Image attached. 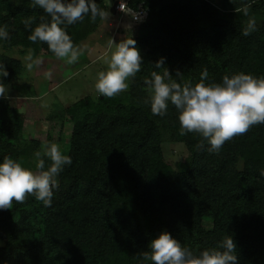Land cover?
Returning <instances> with one entry per match:
<instances>
[{
	"label": "trees",
	"instance_id": "16d2710c",
	"mask_svg": "<svg viewBox=\"0 0 264 264\" xmlns=\"http://www.w3.org/2000/svg\"><path fill=\"white\" fill-rule=\"evenodd\" d=\"M96 3L107 9L104 0ZM218 3L127 0L129 7L141 4L148 12L131 37L141 52V71L112 98L55 106L50 117L64 120L66 114L72 123L67 152L72 164L58 175L52 206L26 195L23 203L0 210V264H142V253L162 231L196 254L218 249L232 236L239 264H264V124L209 152L200 134L181 135L175 106L169 104L163 117L152 114L143 82L152 71H163L155 68L161 57L180 83L199 82L205 68L206 83L240 72L264 77V0ZM247 3L257 30L243 36L249 17L235 8ZM28 18L32 28L51 21L31 0H0V25L9 32L0 47L53 53L46 42L28 39ZM99 19L89 14L67 26L75 46ZM0 64L9 73L5 85L23 69L20 59L4 51ZM12 86L31 95L25 83ZM24 131L20 111L0 98V160L9 156L35 170L34 154L49 135L27 139ZM168 139L188 149L176 169L162 157L161 144ZM204 218L210 228L203 226Z\"/></svg>",
	"mask_w": 264,
	"mask_h": 264
},
{
	"label": "clouds",
	"instance_id": "9594fccd",
	"mask_svg": "<svg viewBox=\"0 0 264 264\" xmlns=\"http://www.w3.org/2000/svg\"><path fill=\"white\" fill-rule=\"evenodd\" d=\"M31 6L43 9L51 21L32 28L33 18L25 19V27L30 28L28 39L34 43L46 42L49 50L68 64L78 60L80 50L68 34L67 26L82 21L89 14L92 21L97 17L106 20L110 14L107 9L99 7L96 0H31ZM250 9L251 3L235 8L237 13L249 17L243 36L257 30ZM8 36L6 26L0 25V40ZM106 63L107 70L98 73L94 87L98 94L112 98L126 91L129 82L141 71L142 56L136 40L126 38L115 43ZM27 67L31 70L32 63ZM155 68L163 71H152L151 77H145L143 81L152 114L163 117L169 104L175 106L181 135L200 134L207 140L209 152H219L225 142L245 134L253 125L264 124V77L240 72L224 75L222 82L206 83L209 73L205 68L199 82L180 83L165 66L164 57L155 62ZM8 75L7 68L0 64V98H6L8 88L4 78ZM175 75L182 79L179 71ZM44 107H47L46 103ZM34 155L35 170L9 156L0 160V210L11 209L13 201L23 203L26 195L34 196L45 207L52 206L54 192L59 187L57 177L65 166L72 164V158L56 143L43 145ZM45 158L50 161L47 167ZM236 247L233 237L228 236L218 249H205L196 254L170 232L162 231L150 241V251L142 253V264H239Z\"/></svg>",
	"mask_w": 264,
	"mask_h": 264
},
{
	"label": "rangeland",
	"instance_id": "374dc122",
	"mask_svg": "<svg viewBox=\"0 0 264 264\" xmlns=\"http://www.w3.org/2000/svg\"><path fill=\"white\" fill-rule=\"evenodd\" d=\"M119 1L127 2V0H104L110 14L106 20L99 19L94 30L78 42L76 47L80 50L79 58L72 64H68L65 59L58 58L53 53L34 55L19 47L7 50L0 47V52L4 51L20 59L23 64L20 74L5 85L8 91L6 98L2 99L22 114L25 121L24 138L39 136L44 140L48 133L49 138L42 146L56 143L60 150L67 154L72 123L66 114L64 120L54 119L55 121L50 115L57 110L56 108L53 111L57 104L66 106L85 98H89L92 102L98 101L100 94L94 87L98 73L107 70L106 61L114 50L115 43L133 37L139 24L133 21L128 13L110 11L111 6ZM219 1L215 0L216 3ZM29 63H32L31 70L27 67ZM46 73L48 75H45ZM16 82L30 86L31 95L18 92L12 86ZM45 103L47 107H44ZM161 151L163 159L169 162L173 169H176L177 164L188 154L183 142L171 139L161 144ZM202 224L206 228L211 227L208 218H204ZM2 244L3 241L0 240V245Z\"/></svg>",
	"mask_w": 264,
	"mask_h": 264
},
{
	"label": "built area",
	"instance_id": "2783aa9c",
	"mask_svg": "<svg viewBox=\"0 0 264 264\" xmlns=\"http://www.w3.org/2000/svg\"><path fill=\"white\" fill-rule=\"evenodd\" d=\"M121 8H123V10ZM114 9L115 12L118 13H128L135 22L140 23L148 18V12L141 4H138L136 8H131L126 1H119L116 2Z\"/></svg>",
	"mask_w": 264,
	"mask_h": 264
},
{
	"label": "water",
	"instance_id": "95a60500",
	"mask_svg": "<svg viewBox=\"0 0 264 264\" xmlns=\"http://www.w3.org/2000/svg\"><path fill=\"white\" fill-rule=\"evenodd\" d=\"M115 4H116V3H114V4L111 6V8H110V11H111L112 13H115V9H114Z\"/></svg>",
	"mask_w": 264,
	"mask_h": 264
}]
</instances>
